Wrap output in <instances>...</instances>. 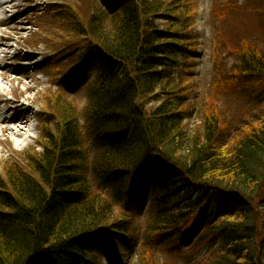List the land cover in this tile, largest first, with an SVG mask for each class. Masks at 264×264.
<instances>
[{"label": "trees", "instance_id": "obj_1", "mask_svg": "<svg viewBox=\"0 0 264 264\" xmlns=\"http://www.w3.org/2000/svg\"><path fill=\"white\" fill-rule=\"evenodd\" d=\"M185 1L106 0L121 3L118 14L99 2L85 14L52 6L72 34L56 81L84 75L91 62L98 71L86 88L80 125L62 100L49 98L41 115L43 151L29 156L26 171L4 166L0 264H96L91 243L104 238L113 250L117 237L130 238L126 212L148 185L151 217L137 264H264V0L253 2L250 13L248 3L212 9L218 15L243 8L255 17L256 32L229 39L236 62L227 70L220 66V41L221 71L200 104L194 131L187 77L193 67L185 66L193 52L185 23L195 16H187ZM68 41L74 44L66 47ZM230 93L244 101V113L233 119L222 101ZM60 108L65 112L53 137L48 122ZM84 138L97 147L92 156ZM94 183L125 202L126 212H116ZM220 199L230 201L231 212L209 216L203 227L209 205L214 200L215 210ZM191 230L196 234L185 248L181 236ZM161 240L176 258L156 260L153 247Z\"/></svg>", "mask_w": 264, "mask_h": 264}, {"label": "rangeland", "instance_id": "obj_2", "mask_svg": "<svg viewBox=\"0 0 264 264\" xmlns=\"http://www.w3.org/2000/svg\"><path fill=\"white\" fill-rule=\"evenodd\" d=\"M255 1L257 0H186L184 3L189 6L190 14L187 16H195L191 21L185 23L187 25L186 34H188V41L186 42L191 45L190 51L193 52L191 56L194 57L193 59L188 58L187 63H185V66L193 67L192 73L187 76L190 79L189 84L191 86L189 96L196 104V112L192 114L188 121L191 131H194L200 124V104L207 97L210 91L209 87L215 82L219 71L229 69L236 62L235 58L232 57L236 44L234 40L229 39L234 37L246 38L247 34L256 32L255 17H247V14L241 12L243 8L240 9L239 13L227 10L228 13H218V15L215 13L211 15V11L212 9H217L218 4L221 5L222 3H227L228 5L236 3L235 5L240 4L242 6L248 3L249 7H247L248 9L245 10V13H250L253 6L252 3ZM95 2H99L109 13L118 14L122 9L120 2H109L108 4L106 0H0V45L6 47L4 49L0 47V67L7 71L6 78L22 79L3 82L1 89L6 95L5 98L0 99V109H2L4 114H2V117L12 121L18 113L16 109L19 107V104L16 106L17 104L12 103V101L17 99L22 103L21 107H23L20 116L28 123L27 133L24 135L27 138L25 139L24 137H10L8 140H3L4 138L0 136V163L4 166L15 163V165L26 171L28 169L25 166L29 156L35 152L40 153L43 151L39 143L43 135L41 110L43 105L46 108L48 107L49 98L62 100L65 105L63 108L71 114H76V117L85 108L87 101L85 89L93 80L98 68L95 63L91 62L86 67L84 75L76 74L63 83L56 81V74H60V71H56V69L57 67L62 69L65 59L62 57L64 54V42L70 36L72 37V34L70 33L69 25H67V20L56 17L52 13V6L71 8L75 13L85 14L88 12L87 8L90 9ZM110 4L111 8L109 7ZM230 6L232 7L233 5ZM215 20L217 22L222 20V22L227 23L221 26L218 23L215 25ZM236 21L238 25L232 28V23ZM228 27L231 29H228ZM226 31L229 32L226 33ZM221 40L225 46V51H222L224 57H221L223 60L220 70L216 51ZM73 44L74 42L69 43L68 41L66 47H70ZM53 54L56 55L53 56ZM225 54L231 55L226 56ZM180 66H184V64ZM184 79L186 80V78ZM230 94L227 97L228 101L227 98L222 101L226 102L224 109H227V116L233 119L244 113V101L241 98L237 99L238 95ZM262 101L264 102V98ZM49 106H52L54 110L56 109V105L53 102L49 103ZM11 110L13 113H11ZM65 110L60 108V112L59 110L55 111V116L49 119L48 128L51 129L53 137L56 136L57 128L55 124L60 117L59 113L65 112ZM78 118L80 125L81 118L80 116ZM82 147L87 155L89 154L90 156L97 150V147L85 138L82 142ZM4 179L5 173L0 166V180ZM148 180H150V177ZM94 184L96 189L112 199L116 212H126L127 204L125 202L114 200L106 187L98 183ZM151 191L152 185H148L142 201L136 199L132 207L126 212L131 216L128 225L130 238L122 239L117 237L115 239L117 248L120 250V263L116 259L112 260L109 246L105 245L103 238L91 243V250L97 255L96 264L137 263L140 250L147 239L145 229H147L151 217L149 212L151 208ZM212 205H214V200L207 209L203 227L207 225L209 216L216 217L217 220L231 212L229 211L231 210L229 200L224 202L223 199H220L219 203L215 204V210H212ZM195 234L196 231L194 230L184 233L181 236L182 246L187 248L189 240ZM167 242L166 240H161L154 244L153 247L156 260L161 263L166 258H176L178 254V252L175 253L168 250ZM203 251L200 253H203ZM178 262L183 263L180 259Z\"/></svg>", "mask_w": 264, "mask_h": 264}, {"label": "bare ground", "instance_id": "obj_3", "mask_svg": "<svg viewBox=\"0 0 264 264\" xmlns=\"http://www.w3.org/2000/svg\"><path fill=\"white\" fill-rule=\"evenodd\" d=\"M2 49L6 48L3 45H0ZM3 71V72H2ZM7 75V71H5L3 68L0 67V99L5 98L6 93L1 89V85L3 84L4 81H19L22 79H13V78H6L5 76ZM12 103L17 104L16 106L19 107L16 109L18 113L12 119V121H9L8 119H5L2 117L3 111L0 109V136L3 137V140H8L10 137H24L27 133V122L24 121V119L20 116L21 111H23V107H21V102L17 99H13ZM11 113L12 110H11ZM4 115V114H3ZM27 137H24V139Z\"/></svg>", "mask_w": 264, "mask_h": 264}]
</instances>
